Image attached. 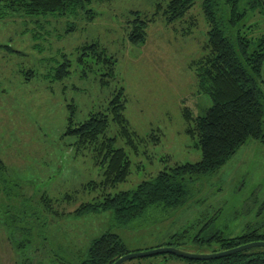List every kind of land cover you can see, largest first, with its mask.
Instances as JSON below:
<instances>
[{"label":"rangeland","instance_id":"374dc122","mask_svg":"<svg viewBox=\"0 0 264 264\" xmlns=\"http://www.w3.org/2000/svg\"><path fill=\"white\" fill-rule=\"evenodd\" d=\"M159 2L167 4L95 1L88 6L96 10L92 19L85 13L50 21L26 15L0 19V160L5 165L0 167V264H79L93 240L108 231L119 234L130 252L171 242V247L193 254L220 248L216 242H195L197 235L207 238L222 231L233 237L253 229L264 233V141L255 139L217 172L197 176L191 197L172 211L149 208L126 224L111 210L61 217L44 206V194L59 213L102 197V187L83 189L89 181L101 182L103 168L91 153L78 152L71 144L74 137L64 135L71 114L68 105H75L77 121L85 120L104 110L121 86L130 127L142 140L134 150L111 122L108 134L117 137L116 146L125 148L132 168L126 181L107 191L134 189L167 166L202 158L198 135L186 132L190 123L184 109L196 117L213 106L209 94L198 90L194 65L206 53L209 25L202 0H197L183 20L167 23L159 14L149 23L144 42H130L134 12L150 17ZM252 14L244 23L260 19L259 10ZM256 26L264 33L261 19ZM70 27L75 29L66 32ZM40 29L49 32L40 34ZM91 42L116 60L113 79L103 76L108 68L94 57L79 60L82 45ZM64 54L72 72L54 79L51 71ZM101 78L110 82L103 84ZM183 231L185 237L172 238ZM163 254L121 264H199Z\"/></svg>","mask_w":264,"mask_h":264},{"label":"trees","instance_id":"16d2710c","mask_svg":"<svg viewBox=\"0 0 264 264\" xmlns=\"http://www.w3.org/2000/svg\"><path fill=\"white\" fill-rule=\"evenodd\" d=\"M95 1L103 0H0V19L26 15L42 16L44 20L50 21L51 17L74 18L82 13L89 14V19H92L96 16V10L88 6ZM165 1L166 6L159 2L157 10L150 17H142L138 11L134 12L136 17L131 20L128 32L130 42H144L148 36L149 23L159 14H164L167 23L183 20L197 0ZM258 7L260 3L257 0H202L209 25L208 41L205 45L206 53L194 65L198 90L209 94L213 106L205 115L196 117L188 107L184 109L186 120L190 123L186 132L192 136L198 135V145L202 150L199 161L175 163L142 180L134 189L111 193L107 189L126 181L132 168V161L125 148L116 146L117 137L108 134L111 122L117 124L118 136L134 150L138 149L142 140L137 132L132 131L126 116L125 89L119 87L104 110L92 112L82 121L76 120L75 105L69 104L71 114L64 135L74 137L71 144L78 152L91 153L96 164L103 168L101 182L89 181L83 189L93 191L102 187L105 192L101 198L85 201L70 213H59L53 207L49 195L44 194L43 203L49 213L64 217L68 214L82 215L111 210L117 220L127 224L149 208L175 210L191 197L194 192L191 184L197 176L220 170L248 140L264 141V84L259 80L264 64V35L254 37L255 42L252 39L248 44L244 41L245 30L252 28V25L244 23L245 18L249 12H257ZM160 8H163V12ZM74 29L70 27L66 32ZM42 30L45 29H40V34ZM81 48V62H84L85 57L92 56L97 64L108 68L103 76L108 75L110 79L115 77L116 60L101 50L98 42L86 43ZM64 56L63 61L51 71L54 79L62 80L72 72L71 62ZM30 73L33 75L35 72L30 70ZM101 81L103 84L110 82L109 78H101ZM1 166L5 167L0 160ZM186 232L175 234L172 238L181 239ZM259 240L264 241V233L258 229L233 237H226L222 231L207 238L201 235L194 237V241L199 243H219L218 252ZM168 245L173 243L169 242ZM129 252L121 236L108 231L93 240L86 257L79 264H113ZM163 256L199 264H264V247H252L208 260L189 259L171 253H164Z\"/></svg>","mask_w":264,"mask_h":264},{"label":"water","instance_id":"95a60500","mask_svg":"<svg viewBox=\"0 0 264 264\" xmlns=\"http://www.w3.org/2000/svg\"><path fill=\"white\" fill-rule=\"evenodd\" d=\"M258 246L264 247V241L263 240L251 241V242H248L246 244H243V245L231 248V249H226V250L211 253V254H193V253L185 252L183 250H180L178 248L171 247V246H160V247H156L154 249H150L147 251L126 253L125 255L119 257L113 264H121L125 260L136 258V257H145V256L163 254V253H171V254H175L180 257L189 258V259L208 260V259L219 258V257L229 255L234 252H238L244 249L258 247Z\"/></svg>","mask_w":264,"mask_h":264},{"label":"flooded vegetation","instance_id":"af4514ba","mask_svg":"<svg viewBox=\"0 0 264 264\" xmlns=\"http://www.w3.org/2000/svg\"><path fill=\"white\" fill-rule=\"evenodd\" d=\"M258 3H260V7L257 8V10H259V17L260 19L262 20V23H263V28H264V0H257ZM260 19H256V22L255 20L254 21H251L250 23H248L249 25H252V28L251 27H248L245 31V42L248 44L249 41L252 39L254 41V37H261V35H264V33L260 32L259 31V26L257 27L256 24L258 25L259 22H260ZM248 25V26H249ZM255 32H260V33H255ZM255 42V41H254ZM255 43H253L254 45ZM260 80V83L264 84V64L262 66V69H261V78L259 79ZM170 246V245H169ZM171 258V257H170Z\"/></svg>","mask_w":264,"mask_h":264}]
</instances>
